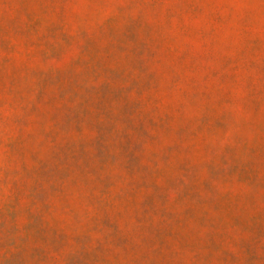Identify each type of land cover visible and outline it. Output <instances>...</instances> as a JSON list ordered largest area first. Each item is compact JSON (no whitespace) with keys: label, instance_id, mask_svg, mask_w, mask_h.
I'll return each instance as SVG.
<instances>
[{"label":"rangeland","instance_id":"obj_1","mask_svg":"<svg viewBox=\"0 0 264 264\" xmlns=\"http://www.w3.org/2000/svg\"><path fill=\"white\" fill-rule=\"evenodd\" d=\"M0 264H264V0H0Z\"/></svg>","mask_w":264,"mask_h":264}]
</instances>
